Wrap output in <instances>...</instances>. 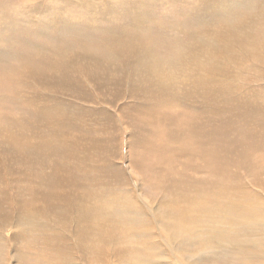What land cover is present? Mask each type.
I'll use <instances>...</instances> for the list:
<instances>
[{
	"label": "bare ground",
	"instance_id": "6f19581e",
	"mask_svg": "<svg viewBox=\"0 0 264 264\" xmlns=\"http://www.w3.org/2000/svg\"><path fill=\"white\" fill-rule=\"evenodd\" d=\"M235 9L244 17L224 15V24L220 18L213 30H203L193 38V45L178 53L189 58L187 65L191 62V69H196L189 77L192 81L185 79L193 92L175 94V104L196 118L204 115L206 119L200 117L199 126L193 128V124L195 131L188 132L195 138V147L183 140L177 147L167 144L165 128L159 125L165 114L149 111L147 118L152 126L153 153L143 157L148 163L146 169L140 167L143 174L163 179L168 167L171 175L186 178L191 186L175 191L155 184L160 192L155 194L160 200L156 206L157 199L150 202L141 195L136 201L129 193L117 192L126 195L133 207L130 222L139 221L140 226L118 236L115 233L125 228L123 221L129 219L106 216L101 203L103 190L99 188L105 185L109 191L116 176L107 179V173L97 170L91 181L80 172L74 178L77 166H73L80 163L96 171L93 164L97 153L78 147L83 133L77 134L76 128L74 133H66L62 122L38 125L37 131L45 132L27 135L26 142L13 137L9 140L13 146H7L6 151L0 147V264H11L12 260L17 264H208L206 253L211 251L210 264H264V144L252 133L254 125L260 126L259 132L264 131V7L255 20L248 9L237 5ZM153 64V68L140 71L145 70L162 86L159 61ZM195 72L204 73V77L195 76ZM14 82L10 84L16 90L20 80ZM156 83L151 80L147 89ZM46 98L53 101L50 95ZM250 110L254 112L252 120L247 116ZM239 118L246 119L250 127L238 123ZM242 138L257 147L245 148ZM14 145L21 156L10 150ZM173 153L181 154L184 160L163 156ZM22 156L39 160L42 171L31 173L36 178H24L17 172L19 165L31 167L28 161L33 165V160ZM21 180L30 183L19 184ZM121 181L118 189L128 185L127 179ZM207 201L221 208L219 216L207 217L216 222L215 226L203 220ZM224 212L232 219L222 217ZM123 236L126 240L120 243ZM27 245L37 248L36 257L25 248Z\"/></svg>",
	"mask_w": 264,
	"mask_h": 264
},
{
	"label": "rangeland",
	"instance_id": "374dc122",
	"mask_svg": "<svg viewBox=\"0 0 264 264\" xmlns=\"http://www.w3.org/2000/svg\"><path fill=\"white\" fill-rule=\"evenodd\" d=\"M235 5L248 9L255 20L260 8L264 7V0H237L236 3L228 0H0V147L6 151L7 146H13L9 141L13 137L26 142L27 135L45 132L37 131L38 125L62 122V131L66 133H74V128L77 134L85 133L78 147L88 153H97L93 164L96 171L80 163L73 166H77L74 178L77 179L80 172L84 179L91 181L96 178L97 170L107 173V179L116 176L109 191L105 185L99 186L103 190L102 210L106 216L129 219V222L121 219L125 228L118 233L115 231L116 235L131 233L132 227H140L139 221L130 222L133 207L126 195L117 192L129 193L136 201L144 195L154 202L158 198L155 194L160 193L154 188L157 183L175 191L191 186L186 178L171 175L168 167L163 179L160 175L143 174L140 167L146 169L148 166L143 157L153 153L150 149L152 126L147 118L150 112L165 114L159 125L165 128L167 144L177 147L183 140L195 147L192 141L195 138L188 132L194 130L193 124V128L199 126L200 117L204 115L196 118V114L182 111L176 106L174 96L189 91L185 82L192 81L189 77L196 68L191 69L192 63L187 65L189 58L178 53L193 45V38L203 30H213L214 24L224 15L236 13ZM238 15L244 17L241 12ZM225 20L222 19L223 24ZM155 60L159 61L157 66L164 78L162 86L145 70L140 71L153 68ZM195 74L204 77V73L202 76ZM151 80L158 86L147 89ZM12 81L19 83L16 90L10 84ZM141 82L144 83L142 87ZM46 95L53 101H48ZM197 98L200 103L201 98ZM247 116L252 120L254 112L250 110ZM237 121L245 128L250 127L244 118ZM75 125L82 128L72 127ZM259 129V125L252 127L253 137L264 144V131L259 132ZM243 142L247 149L257 147L249 139ZM15 148L16 145L10 150L18 154ZM174 154L163 156L184 160L181 154ZM22 157L33 160V165L28 161L26 164L31 167L19 165L17 172L24 178H36L31 173L42 171L39 160L32 156ZM181 174L184 175L183 170ZM121 179H127L128 185L118 189ZM22 182L30 183L21 180L19 184ZM15 192L17 194V188ZM156 205H160L159 199L153 204ZM203 207L206 210L203 220L215 226L216 222L208 221L207 217L210 214L219 216L220 206L207 201ZM14 210H17L16 205ZM222 217L232 219L225 212ZM125 240L123 236L119 242ZM25 248L36 257L35 246ZM206 255L210 264L212 251ZM15 263L12 260L11 264Z\"/></svg>",
	"mask_w": 264,
	"mask_h": 264
}]
</instances>
